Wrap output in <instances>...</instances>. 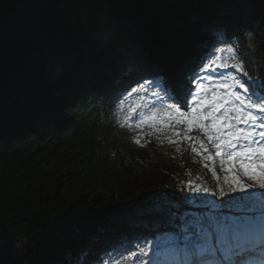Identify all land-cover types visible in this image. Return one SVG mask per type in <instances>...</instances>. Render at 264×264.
<instances>
[{
	"label": "trees",
	"instance_id": "trees-1",
	"mask_svg": "<svg viewBox=\"0 0 264 264\" xmlns=\"http://www.w3.org/2000/svg\"><path fill=\"white\" fill-rule=\"evenodd\" d=\"M216 36L241 44L264 83V0H0V264L94 261L126 229L110 218L175 197L191 209L188 180L226 184L176 143L137 137L123 151L97 113L146 47L132 43L148 38L186 89Z\"/></svg>",
	"mask_w": 264,
	"mask_h": 264
},
{
	"label": "snow or ice",
	"instance_id": "snow-or-ice-1",
	"mask_svg": "<svg viewBox=\"0 0 264 264\" xmlns=\"http://www.w3.org/2000/svg\"><path fill=\"white\" fill-rule=\"evenodd\" d=\"M233 51L228 48V52ZM220 61L221 57L213 53L199 71L194 70L189 80L195 90L189 88L183 95H172L156 80H147L132 88L128 95L135 93L140 101L146 99L150 90L157 89L152 91L155 99L148 104L147 115L136 113L141 104L132 108L139 117L136 125L155 128L157 123L165 124V121L167 124H183L186 125L184 139L188 140L192 138L187 133L198 129L215 150L213 155L200 141V149L207 153L203 159L213 161L214 157L220 158V169L225 173L223 179L230 185V191L248 193L259 189L264 194V95L252 91L243 79L248 73L242 60L233 64ZM229 68L242 75L228 73ZM204 73L207 74L202 75ZM141 90L144 95H140ZM261 91H264V85H261ZM256 129L260 131L257 133ZM175 135L179 136V133ZM135 143L140 144V140ZM169 143L176 141L170 140ZM192 152L202 154L196 147ZM203 167L219 180L214 167L208 163ZM245 178L251 183H246ZM187 190L196 194L209 192L208 188L193 180L187 181ZM248 199L250 203L239 207L248 212H256L259 208V217L248 216L232 222L216 217L189 221L181 226L180 234L167 241L174 255L171 261L165 257L164 264H264V202L257 206L253 197ZM160 239L157 236L155 240H145L143 246L137 245L139 253L133 252L132 256L148 257L155 251V260L139 259V264H161Z\"/></svg>",
	"mask_w": 264,
	"mask_h": 264
},
{
	"label": "rangeland",
	"instance_id": "rangeland-1",
	"mask_svg": "<svg viewBox=\"0 0 264 264\" xmlns=\"http://www.w3.org/2000/svg\"><path fill=\"white\" fill-rule=\"evenodd\" d=\"M247 45L249 48L248 50H250L252 48L251 42H248ZM230 47L234 50L231 53L228 52V48ZM147 48L148 45H146V49ZM152 51L153 48L152 50L150 49L147 53L151 54ZM147 53L142 52L140 55H137L136 58L138 59V57H140L142 54H147ZM213 53L221 57L220 62H227L228 64H233L239 60V58L237 57L238 55L237 46H235L231 41H224L218 39L217 46L214 48ZM213 53L207 57L204 63L207 62L208 58L212 57ZM136 61L137 60H135V62ZM142 61L145 62V56L143 57ZM148 62L151 64L149 60ZM214 66L215 65H213V67ZM157 67L158 66L156 65V68ZM228 73H233L238 77L242 75L241 73H237L235 69H231V68L228 69ZM228 73H224V74L227 75ZM206 74L207 73H204L202 75H206ZM217 75H219V73H217ZM168 78H169V85L163 84L162 81L160 80H156V81L157 83H160L162 85L163 89H167L168 92L171 93L172 95H177V94L183 95L184 93H181L180 91L181 88H178L179 83L176 81L175 77L173 75H168ZM243 79L246 80L247 77H244ZM229 82L231 83L232 81ZM141 83L144 82L142 81L134 82L131 85H129L126 88V90L119 89L117 95L111 98L110 101L108 102V106L104 107L103 105L100 104L99 106L100 112L97 113L100 115L99 120H100L102 132L105 134L106 132L109 131L111 137L118 143L119 146L122 147L123 151H126L127 146L131 142H133L137 137L141 138L145 136H151V137L160 138L164 141L165 140L176 141L179 147L185 144V141H189L188 144L190 146V153L188 150H185V148L182 150V153L184 154V162H187L188 160H193L196 158V156L202 155L203 150L200 149V143H199L201 140L197 139L199 137L197 136V133H195L192 136H189L192 138L191 140L184 139L186 133V125L175 124L174 122L172 124H167V121H165V124H167V126H165V124L157 123L155 125V128L150 125H143L137 127L136 119H138L139 117L136 115V113L142 112L143 114L147 115L148 114L147 106L153 99H155V97L152 96V90L148 92V95L144 101H140L135 93H133L132 96L128 95V93L131 91L132 88L137 87ZM204 83L205 85H207L208 81L205 80ZM254 84L255 86H258L257 82H254ZM192 89L195 90L194 86L192 87ZM161 94H163V92H161ZM140 95H144L142 90L140 91ZM166 103H168V101H166ZM135 104L142 105L140 109H136V113L132 111V108L135 106ZM256 131L258 133L260 129H256ZM177 132L179 133V136L175 135V133ZM202 137L206 140V137L204 136L203 133H202ZM256 138L259 139L258 136ZM205 145L209 148L210 152L215 151L211 147V145L208 144V142H206ZM193 147H196L198 149V152L202 154H197L192 152ZM219 160L220 158L217 160L216 158H214L213 160L214 165H216ZM249 197H253L255 199L257 206H259L261 202H264V194H262L258 190L254 192L250 191L248 193L240 192L239 190L232 192L230 191V185L225 186L224 190L219 188L218 190L213 191V189L210 188L208 193H200V194L193 193L187 199L195 206L198 205L200 207L203 206L205 208H197L191 212L185 211L184 214L179 215V220L181 219V221H179L176 218L177 213L173 210V208L178 204L179 199L177 197L172 199L173 201H171L170 203L160 204L155 208L141 210V211H135V210L129 211L126 213L124 221L125 223L135 221L140 225L141 228L142 227L146 228L147 225L151 227H155L159 224L162 225L165 224V225H169L171 228H175L173 232H167L168 235H165V233L163 235H160L161 239L158 241L159 244L160 245L166 244V246H168L167 241L170 238L180 234L181 226L189 221H195L199 219L206 220L209 217H216L220 219L226 218V222H232L236 220L238 221L239 219L241 220L242 218H240V216L243 218L251 215L255 217H259L260 215L259 208H257L256 212H248L246 208L242 210L239 207V205L250 203L248 199ZM223 204L227 209H241V210L232 211V213L239 212L238 215H233L232 213L228 215H224L222 211ZM155 239L156 237L153 238L152 236H148L142 238L141 240L135 239V241H131L126 233L124 237L119 241L118 247L114 248V250L112 249L113 250L112 253H109L107 256L102 257L95 264H139L138 259L149 260L150 254L148 257L138 258L137 256H132V253L133 252L139 253V248L137 247V245L143 246L145 240H155ZM85 244L86 247L90 248L89 236L86 237Z\"/></svg>",
	"mask_w": 264,
	"mask_h": 264
},
{
	"label": "bare ground",
	"instance_id": "bare-ground-1",
	"mask_svg": "<svg viewBox=\"0 0 264 264\" xmlns=\"http://www.w3.org/2000/svg\"><path fill=\"white\" fill-rule=\"evenodd\" d=\"M152 91H155V90H154V89H152ZM173 255H174V254H172V256H171V257H169V258H172V257H173ZM138 262H139V259H138Z\"/></svg>",
	"mask_w": 264,
	"mask_h": 264
}]
</instances>
